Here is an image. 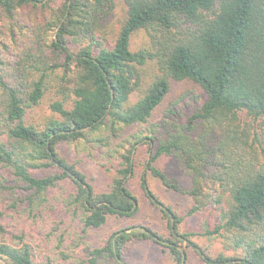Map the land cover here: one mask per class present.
<instances>
[{"label":"trees","instance_id":"obj_1","mask_svg":"<svg viewBox=\"0 0 264 264\" xmlns=\"http://www.w3.org/2000/svg\"><path fill=\"white\" fill-rule=\"evenodd\" d=\"M52 3L0 0V27L4 16L12 20L25 8L44 13L49 8L50 46L63 56L42 68L26 66L31 53L19 52L10 62L0 59V169L11 174H1L0 190L9 195L11 207L48 219L54 209L50 190L65 184L71 189L66 202L80 213L85 229L103 226L110 216L132 217L139 198L128 182L147 145L141 187L168 218L167 229L122 228L92 251L91 262L104 255L116 264H134L126 259L131 244L151 240L173 264H188L186 247L205 264H264V0ZM118 11V22L110 24ZM143 30L152 44L135 50L133 38ZM151 62L154 69L147 74ZM173 79L199 85L206 93L202 106L166 138L143 131L130 135L108 188L97 190L59 145L96 140L93 134L102 129L118 136L126 127L148 122ZM42 106L48 114L37 113ZM169 154L191 174L190 189L157 167L158 159ZM148 173L193 198L186 215L211 206L215 226L204 223L202 230L182 231L184 216L150 188ZM3 215L0 264H53L37 260L20 228L11 229ZM196 235L221 236L226 251L212 255L194 240Z\"/></svg>","mask_w":264,"mask_h":264},{"label":"rangeland","instance_id":"obj_2","mask_svg":"<svg viewBox=\"0 0 264 264\" xmlns=\"http://www.w3.org/2000/svg\"><path fill=\"white\" fill-rule=\"evenodd\" d=\"M61 1L53 0L52 4L58 6ZM115 13L110 17L112 25L118 22L120 16V11L117 12L118 14ZM45 15H51L49 8L46 13L42 10L25 8L12 20L4 16L0 27V59L10 62L16 59L19 52H23V56L31 53L33 54L30 56L32 60L25 63L26 66L29 64L40 68L63 60L62 54L54 51L50 46V37L53 32L46 28ZM12 33H15L18 40L11 37ZM19 34L23 36L19 37ZM151 44V36L146 30L137 32L133 38L135 50L145 46L149 47ZM23 66L25 67L24 64ZM147 67H150L147 74H152L154 63H149ZM156 71H158L157 68ZM171 83L169 93L148 122L126 127L118 136L110 130L102 129L93 134L96 140L61 143L59 145L61 153L70 161L78 163L80 169L97 190L108 188L113 172L120 162L118 156L129 146L126 140L130 135L143 131V134H156L166 138L168 133L175 131L177 124L185 123L188 116L200 108L206 100L204 90L189 80L173 79ZM139 93L137 91L133 99H136ZM37 113L48 114L46 106L38 108ZM247 119L244 117V120ZM99 138L103 139V142H100ZM147 151V145L142 150L140 149L137 156V172L128 182V186L139 198V210L132 217L110 216L103 226L85 229L79 221L80 213H75L66 202L71 189L61 184L50 190L51 205L54 209L49 211L48 219L43 217L35 219L25 211L20 212L13 209L8 201L9 195L0 190V212L4 214L2 218L11 229L15 226L20 228L25 240L32 245L36 259L40 262L51 260L53 264H116L112 258L104 255L91 262L94 256L92 251L97 247H102L114 232L130 226L153 225L160 230L167 229L168 218L159 207L150 202L141 187V174L145 170V162L149 156ZM156 165L184 189H190L192 186L191 174L180 166L175 155H162ZM36 172L45 174L46 170L38 169ZM1 174L11 177L10 172L5 168L0 169V176ZM147 181L150 188L167 206L172 207L178 215L184 216L180 224L182 231L202 230L204 223L211 228L215 226L216 213L211 206H207L199 213L186 215L193 204V198L190 195L167 188L150 173L147 174ZM194 240L212 255L226 251L221 236L196 235ZM186 250L188 264H205L191 247H186ZM227 253H233V251H227ZM126 259L134 264H173L170 255L165 253L159 244L151 240L133 242Z\"/></svg>","mask_w":264,"mask_h":264}]
</instances>
